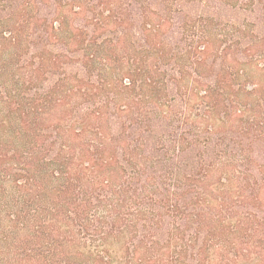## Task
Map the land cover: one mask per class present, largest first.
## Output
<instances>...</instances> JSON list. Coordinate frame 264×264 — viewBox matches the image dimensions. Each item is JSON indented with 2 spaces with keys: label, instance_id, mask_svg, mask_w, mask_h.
<instances>
[{
  "label": "trees",
  "instance_id": "1",
  "mask_svg": "<svg viewBox=\"0 0 264 264\" xmlns=\"http://www.w3.org/2000/svg\"><path fill=\"white\" fill-rule=\"evenodd\" d=\"M0 264H264V0H0Z\"/></svg>",
  "mask_w": 264,
  "mask_h": 264
}]
</instances>
